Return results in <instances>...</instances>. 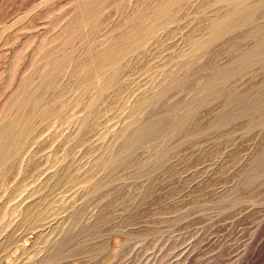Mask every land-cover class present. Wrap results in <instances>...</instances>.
Returning a JSON list of instances; mask_svg holds the SVG:
<instances>
[{"label": "rangeland", "instance_id": "rangeland-1", "mask_svg": "<svg viewBox=\"0 0 264 264\" xmlns=\"http://www.w3.org/2000/svg\"><path fill=\"white\" fill-rule=\"evenodd\" d=\"M18 116L0 264H264V0H0Z\"/></svg>", "mask_w": 264, "mask_h": 264}, {"label": "water", "instance_id": "water-1", "mask_svg": "<svg viewBox=\"0 0 264 264\" xmlns=\"http://www.w3.org/2000/svg\"><path fill=\"white\" fill-rule=\"evenodd\" d=\"M112 51L108 52L103 56L104 60H109L111 57L110 55ZM104 63V62H102ZM20 119V116L17 117L14 122H8L6 123L1 129H0V159L5 160L11 150L13 149L15 144H17L22 137L23 134H21L20 131L15 130L12 131V128L15 127V123H17V120ZM0 160V161H1Z\"/></svg>", "mask_w": 264, "mask_h": 264}]
</instances>
